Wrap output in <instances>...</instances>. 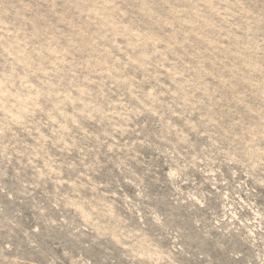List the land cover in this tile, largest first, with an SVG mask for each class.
<instances>
[{"label":"rangeland","instance_id":"obj_1","mask_svg":"<svg viewBox=\"0 0 264 264\" xmlns=\"http://www.w3.org/2000/svg\"><path fill=\"white\" fill-rule=\"evenodd\" d=\"M0 264H264V0H0Z\"/></svg>","mask_w":264,"mask_h":264}]
</instances>
